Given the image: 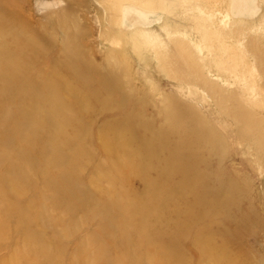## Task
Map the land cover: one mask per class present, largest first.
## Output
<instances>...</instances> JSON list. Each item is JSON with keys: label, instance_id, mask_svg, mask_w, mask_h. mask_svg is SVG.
Segmentation results:
<instances>
[{"label": "rangeland", "instance_id": "1", "mask_svg": "<svg viewBox=\"0 0 264 264\" xmlns=\"http://www.w3.org/2000/svg\"><path fill=\"white\" fill-rule=\"evenodd\" d=\"M260 56L264 0H0V264H264Z\"/></svg>", "mask_w": 264, "mask_h": 264}, {"label": "bare ground", "instance_id": "2", "mask_svg": "<svg viewBox=\"0 0 264 264\" xmlns=\"http://www.w3.org/2000/svg\"><path fill=\"white\" fill-rule=\"evenodd\" d=\"M111 10V9H110ZM116 14V13H114ZM118 26V25H117ZM120 29V28H119ZM142 33V32H141ZM140 33V36L142 37V41L144 40L145 44L149 47H151L159 56L160 58V64L157 66V69L160 72L165 71L167 75L169 76L168 72H174L176 75L183 76V81H185V72L184 70V62L183 58L180 53V49H185V44L183 45L180 40H172V39H166V40H160L158 39L160 35H155L151 33H145L143 32L142 34ZM172 34L168 29H166V35L169 36ZM162 37V36H161ZM76 39L75 34H69L68 37L66 38L65 42H63V50L65 56L69 59H80V49L79 47H71L73 44L72 42ZM186 50V49H185ZM182 52V51H181ZM185 53H183L184 55ZM189 53H187L188 55ZM65 57V58H66ZM264 56H260L259 58H263ZM66 58V59H67ZM191 59V58H190ZM166 64H169L166 66ZM116 65V63H115ZM117 66V65H116ZM121 67V66H118ZM186 67V66H185ZM91 72L99 78L98 81V90H95L97 94H101L102 92L106 93L107 95H110L111 92H117V90L122 89L123 83H122V74L121 72L117 70H110L109 72H103L102 66H97V67H89ZM168 68L169 70H165ZM127 94H122V98L126 99ZM174 106L179 107L181 106L178 103H174ZM240 114V112H239ZM229 118L236 123L239 129L242 128L241 122L243 120V116L238 115V114H230ZM133 123L132 121H129ZM263 134H255L254 136V144L259 148V151L261 154L264 155V136ZM157 139L160 141L168 142L169 141V135H166L164 133L159 134L157 136ZM171 139V137H170ZM189 159L192 158V154L188 156ZM264 158V156H263ZM195 160V159H194ZM195 170V169H193ZM198 174V173H197ZM232 190V189H231ZM230 190V193H231ZM223 196V193L218 194ZM229 198V197H228ZM230 201V200H229ZM227 201V202H229ZM224 202L226 205V211L228 210L227 208H230V205Z\"/></svg>", "mask_w": 264, "mask_h": 264}]
</instances>
